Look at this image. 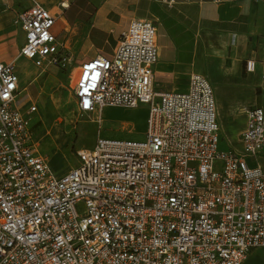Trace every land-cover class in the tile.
Wrapping results in <instances>:
<instances>
[{
	"label": "built area",
	"instance_id": "1",
	"mask_svg": "<svg viewBox=\"0 0 264 264\" xmlns=\"http://www.w3.org/2000/svg\"><path fill=\"white\" fill-rule=\"evenodd\" d=\"M57 21L36 1L20 11L24 42L0 62V264H243L264 250V168L253 164L264 156V108L247 110L239 147L220 149L206 77L193 75L183 92L156 90L151 19H133L111 55L80 62L72 85L82 114L147 105L145 138L98 137L77 165L53 170L31 126L37 104L18 102L17 61L39 75L67 65Z\"/></svg>",
	"mask_w": 264,
	"mask_h": 264
},
{
	"label": "crops",
	"instance_id": "2",
	"mask_svg": "<svg viewBox=\"0 0 264 264\" xmlns=\"http://www.w3.org/2000/svg\"><path fill=\"white\" fill-rule=\"evenodd\" d=\"M34 1L58 16L55 26L58 33L59 19L67 22L61 12L67 11L71 4L75 11L77 9L72 21L84 29V39L89 46L86 59L99 54L111 55L133 19L153 20L159 47L154 67V85L158 91H186L193 75L204 76L210 83L215 78H222L233 84H243L239 94L247 89L253 96L250 99L239 97L233 104L229 96L218 103L216 89L211 83L219 122L225 112L244 120L236 141L230 147L240 146L247 110L264 108V0H80L97 2L92 11L88 7L83 8L82 3L76 5L79 0H0V62L13 61L18 57L25 34L14 20ZM63 2L68 6L62 7ZM22 59L34 66L32 61L20 58L18 70ZM249 60L254 62L252 71L246 68ZM18 73L20 76L21 72ZM39 76L35 72L29 83L38 81ZM22 79L20 76L22 90L19 95L28 91ZM27 96L25 101L19 102L20 107L34 103L33 95L28 93ZM220 125L224 138L221 122ZM253 164L264 168V156ZM58 166L54 168L59 174L71 167L63 169ZM247 262L264 264V250L253 251L243 264Z\"/></svg>",
	"mask_w": 264,
	"mask_h": 264
},
{
	"label": "rangeland",
	"instance_id": "3",
	"mask_svg": "<svg viewBox=\"0 0 264 264\" xmlns=\"http://www.w3.org/2000/svg\"><path fill=\"white\" fill-rule=\"evenodd\" d=\"M80 3L83 8L88 7L92 11L97 2H81L80 0L75 2L76 5ZM75 12L77 9L75 11L71 4L67 11L61 12L67 22L59 19L61 39L67 45L68 56L71 58L68 64L50 66L44 74L39 76L38 81L32 83L29 81L33 79L35 72L39 73L38 68L32 66L30 62L27 64L25 59H22L18 70L21 72L24 86L28 87L27 92L19 95L18 102L25 101L28 93L33 95L34 103L39 110L32 114L31 126L34 129L35 140L39 144V153L50 159L53 170L56 165L63 169L77 165V152L91 148L98 137L119 140L144 139L149 114V107L145 104L136 108L107 107L102 117L80 112L72 92V85L78 75L77 65L86 59L89 46L84 39V29L73 24L72 17L76 14ZM215 80L211 83L216 89L218 103L225 96L231 97L233 104L239 97L250 99L253 96L247 89L239 94L243 84H233L222 78H215ZM243 121L241 117L228 115V112L224 113L220 119L224 130L220 149H229L236 141ZM246 264L255 263L247 262Z\"/></svg>",
	"mask_w": 264,
	"mask_h": 264
}]
</instances>
